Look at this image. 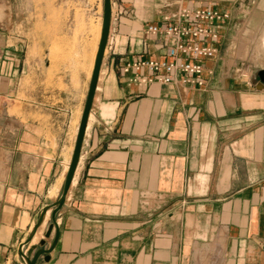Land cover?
I'll return each mask as SVG.
<instances>
[{"label":"crops","instance_id":"crops-1","mask_svg":"<svg viewBox=\"0 0 264 264\" xmlns=\"http://www.w3.org/2000/svg\"><path fill=\"white\" fill-rule=\"evenodd\" d=\"M109 2L78 164L54 218L58 235L34 263L264 264V82L257 76L264 64L242 65L247 52L230 51L233 32L242 45L264 28V0ZM180 5L229 13L216 25V51L203 60V83L129 82L130 73L118 65L163 53L165 37L144 27L162 24V15ZM262 37L264 29L259 45ZM42 39L35 31L30 43L42 45ZM21 41L0 23V264H25L17 247L41 208L60 194L92 56L81 91L51 88L57 98L46 101L45 113L44 99L37 100L43 62ZM13 94L17 113L8 112ZM63 106L71 110L73 130L63 127ZM50 213L25 252L42 239L44 247L52 243L54 227L43 235Z\"/></svg>","mask_w":264,"mask_h":264},{"label":"rangeland","instance_id":"rangeland-1","mask_svg":"<svg viewBox=\"0 0 264 264\" xmlns=\"http://www.w3.org/2000/svg\"><path fill=\"white\" fill-rule=\"evenodd\" d=\"M100 13V0H0V23L3 22L6 33L22 39V48L28 55H40L43 62L42 79L37 84V100L44 99L43 107L48 108H44L45 113H49L46 101L57 98L50 95L51 88L62 93L64 90L81 91L80 82L86 76L87 58L89 59L96 46V28L101 19ZM263 29L256 34H250L248 43L242 45L233 32L230 51L235 54L245 51L249 57L238 63L254 68L264 64V48L259 45ZM35 31L43 38L42 45H31V34L35 36ZM82 89L83 97L84 88ZM17 99L16 94L10 96L8 102H12L13 106L8 112L17 113ZM64 107L62 112L67 113V120L63 127L73 130L75 121L70 116L71 110ZM78 112L79 109L74 114Z\"/></svg>","mask_w":264,"mask_h":264},{"label":"built area","instance_id":"built-area-1","mask_svg":"<svg viewBox=\"0 0 264 264\" xmlns=\"http://www.w3.org/2000/svg\"><path fill=\"white\" fill-rule=\"evenodd\" d=\"M228 16L225 9L209 5L191 8L180 5L162 15V24L149 22L144 27L148 34L165 37L163 53L124 60L118 65V71L130 73L127 80L135 85L154 81L200 86L203 60L216 51V25Z\"/></svg>","mask_w":264,"mask_h":264},{"label":"water","instance_id":"water-1","mask_svg":"<svg viewBox=\"0 0 264 264\" xmlns=\"http://www.w3.org/2000/svg\"><path fill=\"white\" fill-rule=\"evenodd\" d=\"M101 2V19H100V26H99V36L96 42V49L94 52V56H93V63L91 66V70H90V76L88 78V82H87V86H86V92L84 95V105L81 111V115H80V120L76 129V136H75V140L73 143V150L69 159V164H68V168L66 170L65 173V178L64 181L62 183L61 186V191L59 196L55 199V201L45 205L44 207L41 208V211L37 217V221L36 224L33 226V228L30 231V236H28V239H26L25 241L21 242L17 249H18V255L23 259L25 264H35V260L37 259V257L39 255L42 254H48V252L52 249L56 238H57V229L55 228V214L56 212L60 209V207L63 205L65 196L68 192V188L69 185L73 179V174L74 171L77 167L78 164V159L80 156V151L82 148V141H83V137H84V127L86 124V120H87V115L91 106V99L94 93V87H95V83L98 77V69L99 66L101 64V57L105 48V43H106V38H107V34H108V26H109V21H110V2L109 0H100ZM257 76L259 78V80L261 82H264V69H260L257 72ZM51 208V213H50V221L47 224V227L45 229V231L43 232L44 236H49L50 235V231L52 230V228L54 227V239L52 241V243H50V245L48 247H44L45 244V240L42 239L40 240L37 244H32L30 246H28L26 252L24 251V246L28 243L30 237L33 235L32 233L35 231V229L41 224V222L43 221V216L46 212L47 209ZM45 258H48V255H45Z\"/></svg>","mask_w":264,"mask_h":264},{"label":"bare ground","instance_id":"bare-ground-1","mask_svg":"<svg viewBox=\"0 0 264 264\" xmlns=\"http://www.w3.org/2000/svg\"><path fill=\"white\" fill-rule=\"evenodd\" d=\"M97 29H98V32H100L99 31V27H97ZM98 35V34H97ZM261 47H264V37H262V40H261ZM97 46V45H96ZM96 46H95V48H94V51H93V53H92V57H91V62H90V66H89V69H88V74L90 73V70H91V66H92V63H93V56H94V52H95V49H96ZM89 76H90V74H89ZM88 76V77H89Z\"/></svg>","mask_w":264,"mask_h":264}]
</instances>
